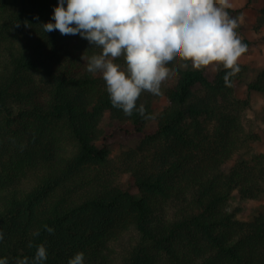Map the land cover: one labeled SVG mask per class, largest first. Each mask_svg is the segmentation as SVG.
Masks as SVG:
<instances>
[{"label": "trees", "instance_id": "1", "mask_svg": "<svg viewBox=\"0 0 264 264\" xmlns=\"http://www.w3.org/2000/svg\"><path fill=\"white\" fill-rule=\"evenodd\" d=\"M220 6L235 29L181 46L174 7L0 0V264H264V213L227 207L236 189L264 195L263 156L224 169L259 139L246 110L264 71L238 95L248 66L225 59L255 41ZM122 46L147 72L174 55L189 65L154 120L151 92L120 93L106 74ZM196 48L215 69L192 66ZM120 125L131 139L116 161L106 140Z\"/></svg>", "mask_w": 264, "mask_h": 264}, {"label": "rangeland", "instance_id": "2", "mask_svg": "<svg viewBox=\"0 0 264 264\" xmlns=\"http://www.w3.org/2000/svg\"><path fill=\"white\" fill-rule=\"evenodd\" d=\"M93 4H103L109 11L119 12L128 4L147 5L154 13L162 6L175 8L176 28L170 30L177 43L181 46L190 42L191 38L200 33L207 34L213 40L222 42L224 35L230 34L235 29V23L228 17L227 11L220 6L240 9L236 13L238 21L243 30L242 37L253 39V44L245 54H234L228 56L227 62H239L248 66L244 83L238 90V95L243 96L245 84L258 78L264 71V16L262 7L264 0H88ZM179 6H176L178 5ZM154 26L146 29L147 35H153ZM172 53V52H171ZM128 55V49L122 46L114 53L112 61L106 68L108 77L116 82L120 93H147L151 92L155 99V106L150 120L158 117L159 113L168 106L169 100L166 92L169 87L175 85L178 80V69L186 68L187 65L178 55L175 56L174 68H169L160 63L151 72L143 68L125 65L123 60ZM194 67H207L215 69L212 63L205 60L204 52L195 49ZM215 71V70H213ZM248 127L258 134L259 139L249 141L235 155L233 161L225 165L228 171L238 160L255 162L260 156L261 165L264 167V93L253 92L251 104L246 110ZM119 125V124H118ZM131 136L123 129L122 125L116 127L114 133L106 140L110 147V157L118 160L121 154L128 148ZM102 145L104 141H98ZM227 207L230 211L236 212V217L242 221L254 219L259 214L264 213V195L259 198L245 199L236 189L233 191ZM134 241L133 233L127 235L121 243H115V252H125L131 247Z\"/></svg>", "mask_w": 264, "mask_h": 264}]
</instances>
